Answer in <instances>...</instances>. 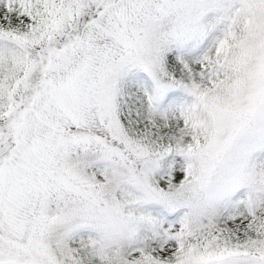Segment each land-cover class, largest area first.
<instances>
[{"label":"snow or ice","instance_id":"snow-or-ice-1","mask_svg":"<svg viewBox=\"0 0 264 264\" xmlns=\"http://www.w3.org/2000/svg\"><path fill=\"white\" fill-rule=\"evenodd\" d=\"M0 264H264V0H0Z\"/></svg>","mask_w":264,"mask_h":264}]
</instances>
